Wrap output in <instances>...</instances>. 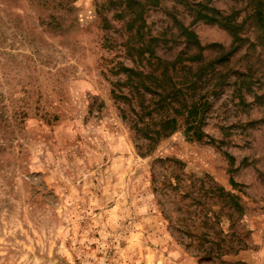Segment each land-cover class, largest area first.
Instances as JSON below:
<instances>
[{
	"label": "rangeland",
	"instance_id": "374dc122",
	"mask_svg": "<svg viewBox=\"0 0 264 264\" xmlns=\"http://www.w3.org/2000/svg\"><path fill=\"white\" fill-rule=\"evenodd\" d=\"M256 2L132 1L143 9L144 38L161 39L157 55L172 60L185 46L181 22L206 46L205 60L220 50L212 44L236 46L226 66L251 86L242 97L232 83L210 96L208 136L191 139L181 124L142 154L143 140L111 92L125 79L121 66L151 70L125 51L127 0H0V264H201L171 234L160 204L159 192H179L164 178L178 159L180 186L192 175L204 177L198 186L241 194L254 245L234 260L264 264V33L252 15ZM213 10L243 20V40L208 20ZM6 117L12 125L4 130Z\"/></svg>",
	"mask_w": 264,
	"mask_h": 264
},
{
	"label": "trees",
	"instance_id": "16d2710c",
	"mask_svg": "<svg viewBox=\"0 0 264 264\" xmlns=\"http://www.w3.org/2000/svg\"><path fill=\"white\" fill-rule=\"evenodd\" d=\"M132 1L127 0L123 8L129 14L124 23L131 33L123 44L133 61L149 60L151 70L120 67L125 79L111 92L121 116L129 122L137 138L143 140L137 144L142 154L153 151L162 138L176 132L181 124L189 138L201 140L208 136L202 125L210 108V96L219 94L231 83L235 84V92L240 97L242 91L251 87L244 74L226 66L236 46L225 51L223 45L212 44L220 46V50L215 57L205 60L206 46L201 44L192 29L179 22L178 31L185 46L174 59L162 58L156 53L160 37L144 38L143 9L135 10ZM198 9L200 12L202 8ZM234 15V12L225 15L213 10L211 16L206 17L227 27L235 41L243 40L244 37L239 35L243 20L237 22ZM252 15L264 33V0H257ZM232 73L237 74L235 80L230 79ZM1 120H4V130L11 128L9 118ZM183 164V161L175 160L170 175L164 174L167 187L179 192H159L162 212L171 234L191 250L201 264H248L247 261L234 260L239 253L254 245V228L248 220V208L241 194L227 190L221 184L208 188L203 184L198 186L204 177L192 175L185 178L188 179L186 185L180 186L184 179ZM181 187L187 188L183 190ZM167 201L173 206L168 208Z\"/></svg>",
	"mask_w": 264,
	"mask_h": 264
}]
</instances>
